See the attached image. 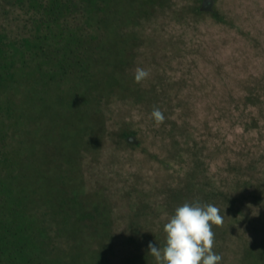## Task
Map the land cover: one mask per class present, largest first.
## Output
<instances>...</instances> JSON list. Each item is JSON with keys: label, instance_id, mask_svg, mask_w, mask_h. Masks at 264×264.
<instances>
[{"label": "rangeland", "instance_id": "1", "mask_svg": "<svg viewBox=\"0 0 264 264\" xmlns=\"http://www.w3.org/2000/svg\"><path fill=\"white\" fill-rule=\"evenodd\" d=\"M170 1L139 24L145 97L109 102L108 141L84 160L86 180L109 189L119 257L136 243L163 248L175 209L199 201L223 216L212 227L220 264H264V0Z\"/></svg>", "mask_w": 264, "mask_h": 264}, {"label": "trees", "instance_id": "2", "mask_svg": "<svg viewBox=\"0 0 264 264\" xmlns=\"http://www.w3.org/2000/svg\"><path fill=\"white\" fill-rule=\"evenodd\" d=\"M170 5L0 0V264H157L149 241L116 254L109 189L83 164L108 141L109 102L143 101L139 24Z\"/></svg>", "mask_w": 264, "mask_h": 264}, {"label": "clouds", "instance_id": "3", "mask_svg": "<svg viewBox=\"0 0 264 264\" xmlns=\"http://www.w3.org/2000/svg\"><path fill=\"white\" fill-rule=\"evenodd\" d=\"M149 75V71L137 67L134 81L141 83ZM151 117L157 126L165 120L162 111L156 107L153 108ZM213 225L223 226V216L218 207L201 204L199 201L185 202L175 209L163 226L166 233L165 246L160 248L149 242V253L157 264H220L222 256L213 251Z\"/></svg>", "mask_w": 264, "mask_h": 264}, {"label": "water", "instance_id": "4", "mask_svg": "<svg viewBox=\"0 0 264 264\" xmlns=\"http://www.w3.org/2000/svg\"><path fill=\"white\" fill-rule=\"evenodd\" d=\"M211 6H212V0H209L208 6L207 7L204 6L202 9L203 10H209V9H211ZM127 141L134 142L135 140L133 137H128Z\"/></svg>", "mask_w": 264, "mask_h": 264}]
</instances>
